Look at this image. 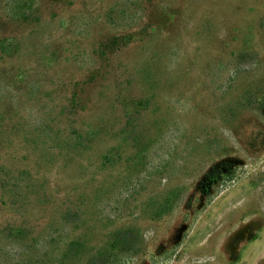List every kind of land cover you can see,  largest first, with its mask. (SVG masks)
I'll use <instances>...</instances> for the list:
<instances>
[{"label": "rangeland", "instance_id": "1", "mask_svg": "<svg viewBox=\"0 0 264 264\" xmlns=\"http://www.w3.org/2000/svg\"><path fill=\"white\" fill-rule=\"evenodd\" d=\"M0 264H264V0H0Z\"/></svg>", "mask_w": 264, "mask_h": 264}]
</instances>
